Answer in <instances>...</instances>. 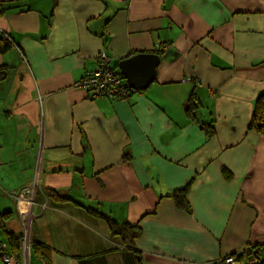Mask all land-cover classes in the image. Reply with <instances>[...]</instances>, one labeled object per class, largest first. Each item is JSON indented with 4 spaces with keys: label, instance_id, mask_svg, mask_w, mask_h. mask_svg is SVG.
<instances>
[{
    "label": "crops",
    "instance_id": "1",
    "mask_svg": "<svg viewBox=\"0 0 264 264\" xmlns=\"http://www.w3.org/2000/svg\"><path fill=\"white\" fill-rule=\"evenodd\" d=\"M1 38L0 210L18 236L10 194L37 190L29 241L49 264H215L264 244V135L247 129L264 94V0H16L2 4ZM101 51L119 74L157 55L156 76L127 99H91L74 84ZM189 180L180 209L171 195ZM86 208L140 237L118 244ZM20 255L12 264H47Z\"/></svg>",
    "mask_w": 264,
    "mask_h": 264
},
{
    "label": "trees",
    "instance_id": "2",
    "mask_svg": "<svg viewBox=\"0 0 264 264\" xmlns=\"http://www.w3.org/2000/svg\"><path fill=\"white\" fill-rule=\"evenodd\" d=\"M2 7V5H1ZM0 7V11H1ZM12 44L9 39L1 38L0 39V55L5 54L10 48ZM3 71L2 67L0 68V80L3 79ZM123 78V77H122ZM126 83L125 79L123 78ZM126 88L129 92H133L132 89L129 88L126 83ZM200 107V103L197 102V99L194 96H190L187 100V107L185 109L186 114L189 116L191 120H198V109ZM200 129L204 132L207 137H212L214 135L213 125L210 123H201ZM249 131H254L258 134L264 135V94H261L255 100L251 118L248 124ZM223 175L225 179L229 180L231 178V174L226 171V169H222ZM192 180L186 182L184 186L179 189H176L171 197L175 200V204L180 209L187 208V201L185 199V195L191 186ZM46 197L54 202H65L69 201V198H66L59 194L55 190H47ZM86 212L96 218H99L104 221L109 237L116 241L118 244L124 247L133 246L134 242L140 237L141 230L137 224H131L128 222H117L111 217L105 216L98 210L86 208ZM13 216V212L11 211H1L0 210V231L3 233L6 243H0V260L2 257L10 258L9 262H4V264H12L14 260L12 258L19 259L20 258V250H21V241L20 236H18L12 232L7 230V224L11 220ZM30 251L31 254L35 257L42 259L47 264L50 263V256L47 249H45L38 242H31ZM5 245V246H4ZM228 256H233L237 262H241L243 264H247V261L254 260L253 263L250 264H264V244L262 245H253L247 247L241 253H234ZM137 264H141V257L139 255L136 256ZM221 264V263H220Z\"/></svg>",
    "mask_w": 264,
    "mask_h": 264
},
{
    "label": "built area",
    "instance_id": "3",
    "mask_svg": "<svg viewBox=\"0 0 264 264\" xmlns=\"http://www.w3.org/2000/svg\"><path fill=\"white\" fill-rule=\"evenodd\" d=\"M16 0H0V7L3 3L14 2ZM95 69L86 74L81 80L74 84L75 88L86 90L91 99L106 98L110 100L127 99L130 92L126 88L122 76L111 66L110 56L105 52H99L95 59ZM10 197L16 202L18 214L22 218L23 231L21 234V253H25L30 245L29 232L32 222L31 208L34 205V189L20 191L19 194H10ZM46 205L41 204L44 209ZM14 260V258H12ZM4 262H9L10 258L2 257ZM254 260L247 261V264L253 263ZM243 264L237 262L233 256H225L215 264Z\"/></svg>",
    "mask_w": 264,
    "mask_h": 264
},
{
    "label": "water",
    "instance_id": "4",
    "mask_svg": "<svg viewBox=\"0 0 264 264\" xmlns=\"http://www.w3.org/2000/svg\"><path fill=\"white\" fill-rule=\"evenodd\" d=\"M160 59L154 54H139L119 63L120 74L132 90L146 89L156 76Z\"/></svg>",
    "mask_w": 264,
    "mask_h": 264
},
{
    "label": "clouds",
    "instance_id": "5",
    "mask_svg": "<svg viewBox=\"0 0 264 264\" xmlns=\"http://www.w3.org/2000/svg\"><path fill=\"white\" fill-rule=\"evenodd\" d=\"M20 192V191H19ZM36 193H37V190L36 191H34V198H33V200H34V203H35V196H36ZM11 198V197H10ZM14 200V199H13ZM15 202V201H14ZM15 204H16V202H15ZM43 204V203H42ZM45 204V203H44ZM16 211H17V208H16ZM18 213V212H17ZM29 248H30V246H29Z\"/></svg>",
    "mask_w": 264,
    "mask_h": 264
},
{
    "label": "rangeland",
    "instance_id": "6",
    "mask_svg": "<svg viewBox=\"0 0 264 264\" xmlns=\"http://www.w3.org/2000/svg\"><path fill=\"white\" fill-rule=\"evenodd\" d=\"M22 234V233H21ZM20 238H21V236H20Z\"/></svg>",
    "mask_w": 264,
    "mask_h": 264
}]
</instances>
